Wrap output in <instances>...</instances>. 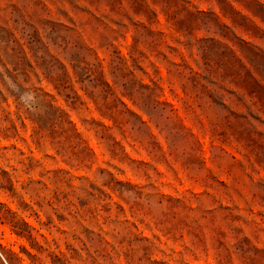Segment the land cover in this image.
I'll list each match as a JSON object with an SVG mask.
<instances>
[{
    "label": "rangeland",
    "instance_id": "374dc122",
    "mask_svg": "<svg viewBox=\"0 0 264 264\" xmlns=\"http://www.w3.org/2000/svg\"><path fill=\"white\" fill-rule=\"evenodd\" d=\"M0 264H264V0H0Z\"/></svg>",
    "mask_w": 264,
    "mask_h": 264
}]
</instances>
